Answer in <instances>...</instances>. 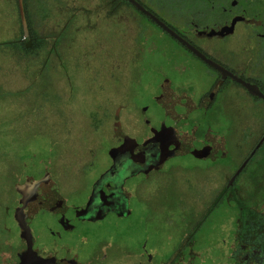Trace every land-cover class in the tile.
Segmentation results:
<instances>
[{
	"label": "flooded vegetation",
	"instance_id": "obj_1",
	"mask_svg": "<svg viewBox=\"0 0 264 264\" xmlns=\"http://www.w3.org/2000/svg\"><path fill=\"white\" fill-rule=\"evenodd\" d=\"M139 1L264 94V0ZM163 32L87 160L8 169L0 264H264V100Z\"/></svg>",
	"mask_w": 264,
	"mask_h": 264
},
{
	"label": "rangeland",
	"instance_id": "obj_2",
	"mask_svg": "<svg viewBox=\"0 0 264 264\" xmlns=\"http://www.w3.org/2000/svg\"><path fill=\"white\" fill-rule=\"evenodd\" d=\"M109 2L25 0L31 31L45 40L35 56L15 48L23 38L17 0H0L2 184L9 168L35 163V155L45 154L58 170L87 160L99 139L97 115L116 104L120 89H128L142 38L150 43L144 49L152 51L153 44L171 48L163 34L141 26L128 8L120 5L108 15ZM106 127L103 119L102 132ZM96 162L100 165L104 159Z\"/></svg>",
	"mask_w": 264,
	"mask_h": 264
},
{
	"label": "water",
	"instance_id": "obj_3",
	"mask_svg": "<svg viewBox=\"0 0 264 264\" xmlns=\"http://www.w3.org/2000/svg\"><path fill=\"white\" fill-rule=\"evenodd\" d=\"M127 1L133 7H135L138 11H140L146 17H148L154 24L159 26L163 31H165L167 34H169L171 37H173L175 40H177L179 43H181L183 46H185L188 50H190L197 57H199L204 62H206L209 66H212L216 70L220 71L223 75H228L231 78H233L234 80L240 82L249 91V93L252 96L264 100V94L262 93V91L257 86L240 80L238 77H236L233 74H230L229 72L225 71L218 64H216L213 61L206 58L201 52H199L196 48H194L187 41H185L182 37H180L176 32H174L171 28H169L163 21H161L158 17L153 15L146 8H144L138 1H136V0H127ZM17 2H18V7H19V14H20V18H21V22H22V26H23V32H24L25 37H27L28 36V27H27L25 12H24L23 0H17ZM234 23H235V21H233L232 26ZM219 34H223V30ZM263 141H264V137L260 141L259 145L262 144Z\"/></svg>",
	"mask_w": 264,
	"mask_h": 264
},
{
	"label": "trees",
	"instance_id": "obj_4",
	"mask_svg": "<svg viewBox=\"0 0 264 264\" xmlns=\"http://www.w3.org/2000/svg\"><path fill=\"white\" fill-rule=\"evenodd\" d=\"M137 1H139V0H137ZM112 2L115 3V5H114L115 8H117L120 5H121V7L123 5L127 6V8L129 10L135 11L136 14L140 15L143 19H145L146 20V23L154 25L159 31H161V33H164L160 28H158L154 23H152L147 17H145L142 13H140L139 11H137V9L135 7H133L127 0H113ZM24 10H25L24 12H25V17L27 19V25H28V29H29L28 31H29L30 37H29V39H27L26 37H24L25 35H24L23 31H22L21 32V35L23 36L22 41H20L19 45H16L15 48L19 49L21 52L24 51V52H27L28 54H33V55L36 56L43 49L44 44H45L44 43L45 40L43 41L42 39L38 38V36H36L35 33L33 31H31V24L28 21V14H27L26 6H25V9ZM150 11L152 12V10H150ZM19 18H20V15H19ZM159 19H162V18H159ZM20 22H21V20H20ZM21 29H22V25H21ZM7 48L9 49V47H7ZM24 52H23V54H24ZM33 76H34V74H33ZM30 77L31 76H29V78ZM48 79L49 78L46 75L45 76V80H44L46 86L48 84V82H47ZM10 96H12V95H10ZM1 98H3V96H0V100H1ZM53 152H54V149L51 152H49V153L52 154ZM47 158H49V157L48 156L45 157V154H44V155H35V157H32L31 159L32 160H36V161H34L35 163H43V164H45L48 161ZM32 171H35V170L33 169Z\"/></svg>",
	"mask_w": 264,
	"mask_h": 264
}]
</instances>
